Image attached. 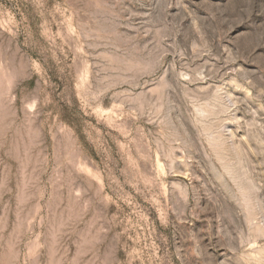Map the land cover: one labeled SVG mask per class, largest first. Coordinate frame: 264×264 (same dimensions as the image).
I'll return each instance as SVG.
<instances>
[{
	"label": "rangeland",
	"instance_id": "374dc122",
	"mask_svg": "<svg viewBox=\"0 0 264 264\" xmlns=\"http://www.w3.org/2000/svg\"><path fill=\"white\" fill-rule=\"evenodd\" d=\"M0 264H264V0H0Z\"/></svg>",
	"mask_w": 264,
	"mask_h": 264
}]
</instances>
